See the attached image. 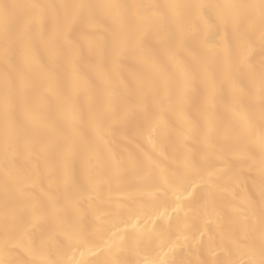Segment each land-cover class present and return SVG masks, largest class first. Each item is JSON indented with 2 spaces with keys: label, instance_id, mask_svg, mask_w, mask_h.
Here are the masks:
<instances>
[{
  "label": "bare ground",
  "instance_id": "1",
  "mask_svg": "<svg viewBox=\"0 0 264 264\" xmlns=\"http://www.w3.org/2000/svg\"><path fill=\"white\" fill-rule=\"evenodd\" d=\"M32 37L5 62L27 98L17 121L38 134L13 139L0 103V259L12 264H233L258 239L264 123L249 70L264 66L260 28L233 36L170 5L259 0H0ZM75 5H121L85 9ZM214 15V10H209ZM131 34L116 40L127 24ZM58 51L62 58L53 53ZM59 64L56 75L50 71ZM160 65L207 66L194 89L152 93ZM22 69V76L17 72ZM82 119H74L76 112ZM251 123L222 149L213 127ZM249 228L251 229L249 231ZM247 237V239H246ZM8 252L5 253V242ZM39 253V257L37 256Z\"/></svg>",
  "mask_w": 264,
  "mask_h": 264
},
{
  "label": "snow or ice",
  "instance_id": "2",
  "mask_svg": "<svg viewBox=\"0 0 264 264\" xmlns=\"http://www.w3.org/2000/svg\"><path fill=\"white\" fill-rule=\"evenodd\" d=\"M41 5H17V4H0V32L3 33V50L2 55L5 62H10L16 56L19 49L24 46H31L33 43L32 37L28 32L18 27L15 24L17 17V10L21 8H42ZM62 7H77L85 9L95 8H123L121 5H75ZM175 10L176 17L180 20L186 18L187 15L195 13L201 19L207 17L206 22L222 24L227 31L231 29L233 36L239 37L241 35V27L247 26L249 29L259 27L261 31V38L264 39V0H259V3H223V4H188L170 5ZM209 10H214V15ZM135 28V21L127 24L124 30L116 36V40H120L125 36L131 34ZM57 59L62 58V54L58 51L53 53ZM59 64H54L50 71L53 76L56 75ZM210 69L205 65L200 68H188L185 66H178L175 71L168 69L164 65L157 68L158 78L151 79L150 87L153 95L159 96L163 91L165 98H170L176 93L187 97L194 89L195 83L201 78L202 73H209ZM18 76H22V69L17 72ZM249 78L254 84L258 86L261 108L264 110V66H261L259 72L249 70ZM0 103H2L3 119L6 130L9 135L5 139V147L9 148L13 139H22L25 135L38 134L39 129L35 126L29 125L25 127L26 121H17L16 113L18 110L24 108L27 103V98L24 93L17 88L16 78L5 77L2 93H0ZM82 115L78 110L74 119H82ZM213 130L220 141L223 148L231 149L243 139L254 134L251 123L245 127H240L233 121L225 122L224 124H215ZM260 151L264 155V123H262L260 131ZM252 217H256L260 223L258 239L253 238L250 242L244 245L245 255L247 259L233 262V264H264V170L261 172L260 180V201L259 206L251 205L248 210ZM251 229L249 228V231ZM247 239V237H246ZM8 242H5L4 251L8 252ZM39 257V253L37 252ZM0 264H12L11 261L0 259ZM32 264H50L49 261L37 258Z\"/></svg>",
  "mask_w": 264,
  "mask_h": 264
}]
</instances>
